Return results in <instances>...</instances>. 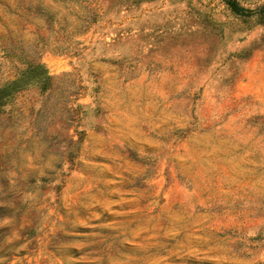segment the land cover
<instances>
[{
    "label": "rangeland",
    "instance_id": "obj_1",
    "mask_svg": "<svg viewBox=\"0 0 264 264\" xmlns=\"http://www.w3.org/2000/svg\"><path fill=\"white\" fill-rule=\"evenodd\" d=\"M0 264H264V16L0 0Z\"/></svg>",
    "mask_w": 264,
    "mask_h": 264
},
{
    "label": "trees",
    "instance_id": "obj_2",
    "mask_svg": "<svg viewBox=\"0 0 264 264\" xmlns=\"http://www.w3.org/2000/svg\"><path fill=\"white\" fill-rule=\"evenodd\" d=\"M227 6L236 14L241 16H247L252 13H257L259 17L264 16V6L258 8V10H248L243 7L238 0H225Z\"/></svg>",
    "mask_w": 264,
    "mask_h": 264
}]
</instances>
